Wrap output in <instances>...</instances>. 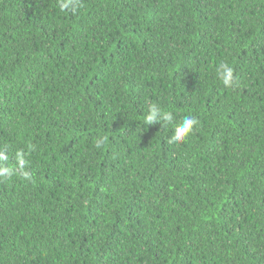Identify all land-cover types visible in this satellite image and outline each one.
Here are the masks:
<instances>
[{
    "label": "trees",
    "instance_id": "1",
    "mask_svg": "<svg viewBox=\"0 0 264 264\" xmlns=\"http://www.w3.org/2000/svg\"><path fill=\"white\" fill-rule=\"evenodd\" d=\"M60 3L0 0V264H264V0Z\"/></svg>",
    "mask_w": 264,
    "mask_h": 264
},
{
    "label": "clouds",
    "instance_id": "2",
    "mask_svg": "<svg viewBox=\"0 0 264 264\" xmlns=\"http://www.w3.org/2000/svg\"><path fill=\"white\" fill-rule=\"evenodd\" d=\"M74 7L73 0H61L60 8L63 10L65 8ZM219 78L222 80L223 84L227 86H231L233 84V69L226 63H221L217 70ZM146 124H153V123H172L173 116L170 112L162 110L157 105L153 104L149 107L148 113L144 117ZM198 121L194 117L185 116L183 120L176 124L174 127V133L170 137L169 142H182L185 138L192 133L193 126L196 125ZM99 147V144L97 145ZM7 155L0 151V161L6 160ZM16 159L21 166L27 164V161L24 158V153L18 151L16 153ZM14 170L8 167L0 166V177L5 176H12ZM23 175L25 178L30 179V175L28 172H24Z\"/></svg>",
    "mask_w": 264,
    "mask_h": 264
}]
</instances>
